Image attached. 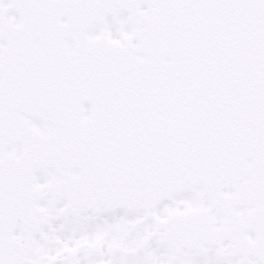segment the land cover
Here are the masks:
<instances>
[{"label":"snow or ice","instance_id":"obj_1","mask_svg":"<svg viewBox=\"0 0 264 264\" xmlns=\"http://www.w3.org/2000/svg\"><path fill=\"white\" fill-rule=\"evenodd\" d=\"M0 264H264V0H0Z\"/></svg>","mask_w":264,"mask_h":264}]
</instances>
